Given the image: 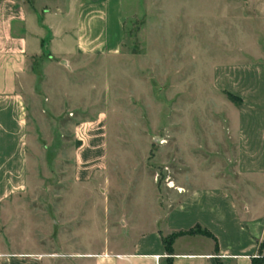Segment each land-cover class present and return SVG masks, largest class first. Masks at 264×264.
Wrapping results in <instances>:
<instances>
[{"label": "crops", "instance_id": "0c3cea01", "mask_svg": "<svg viewBox=\"0 0 264 264\" xmlns=\"http://www.w3.org/2000/svg\"><path fill=\"white\" fill-rule=\"evenodd\" d=\"M239 1L244 8L234 16L227 14L224 0V20L239 19L244 25L262 28L263 43L261 52L252 58L255 66H226V71L239 73L241 80L233 79L230 85L220 82L227 91L241 93V108L250 113L223 121L227 136L229 131L235 137L233 170L218 169L214 180L200 185L179 178L173 186L183 191L174 196L154 195L131 202L118 195L94 196L90 201L98 202L115 217L114 223L104 229L110 226L115 235L125 234L132 239L73 249L67 245L75 238L60 241V236L73 233L70 216L63 211L51 212V205H65L66 197L58 192L28 194L41 186L31 177L36 155L40 154L30 146L31 133L42 122L38 109L43 106L35 91L37 73L33 61H39L42 67L45 106L52 113L50 122L57 133V125L66 118L62 107L70 89L65 77L63 84H58L63 86L60 92L56 85L49 84L59 79L51 68L69 74L64 66L68 62L79 78L89 71L90 59L118 56L124 36L125 0H0V188L7 190L0 204L10 199L13 211L18 212L15 222L12 209L2 210L0 264H250L252 258H262L264 264V246L258 249L264 238V0ZM216 12L213 17L221 19ZM247 77L252 80L246 86ZM254 83L261 90L258 95ZM43 121L46 123L44 118ZM226 139L230 143L233 140ZM4 143L11 151L4 152ZM68 154L77 156L82 164L107 162L106 151L103 155L99 149L80 147ZM16 172L18 179L14 178ZM87 175L79 172L78 179L65 182L68 186L92 184ZM97 187L99 191L104 185L99 181ZM11 189H18L17 195ZM31 204H49V208L30 207ZM137 204L144 207V215L138 218ZM15 227L20 236L11 235ZM196 227L208 231L211 237L178 236L172 242L171 254L167 253L164 238ZM28 228L32 232H27ZM28 234L39 238L29 243L32 239Z\"/></svg>", "mask_w": 264, "mask_h": 264}, {"label": "rangeland", "instance_id": "374dc122", "mask_svg": "<svg viewBox=\"0 0 264 264\" xmlns=\"http://www.w3.org/2000/svg\"><path fill=\"white\" fill-rule=\"evenodd\" d=\"M224 7V0H125L124 36L118 56L90 59L89 71L79 78L68 62L64 66L69 74L51 68L61 81L49 84L60 92L63 86L58 84L65 77L70 89L69 100L62 107L68 120L64 118V123L57 125V133L50 122L52 113L45 106L42 67L33 61L35 91L43 106L38 109L42 122L31 133L30 146L40 153L31 177L42 187L28 194L58 192L66 197L65 205H51L53 214L63 211L73 222V233L60 236L62 243L75 238L67 246L82 249L88 244L96 248L103 242L132 239L115 235L110 226L104 229L115 217L98 202L90 201L94 196L118 195L129 202L174 196L183 191L173 186L179 178L200 185L214 180L218 169L233 170L235 137L229 131L227 136L223 121L250 113L241 108V93L227 91L220 82L230 85L233 79L241 80L239 73L226 71L230 63L256 65L252 58L260 51L263 34L262 28L244 25L239 19L224 20ZM243 8L239 0H227V14L240 15ZM213 11H219L216 14L222 18L215 19ZM251 80L247 77L245 85ZM254 86L256 95L260 94L259 85ZM226 138L233 140L230 143ZM3 146L4 152L11 151L10 146ZM80 147L99 149L103 155L106 151L107 162L82 164L77 156L68 154ZM79 172L88 173L92 184L68 186L65 181L78 179ZM14 178H19L17 172ZM99 181L104 188L98 191ZM11 191L17 195L18 189ZM6 194L7 190L0 188V197ZM11 201L0 204V218L3 208L13 211ZM33 206L49 208V204ZM260 206L256 205L257 209ZM142 207L136 205V217L144 215ZM17 214L11 212L15 222ZM46 214L49 216V210ZM15 228L11 235L16 237L19 233ZM27 232L32 231L28 228ZM27 237L32 244L39 238Z\"/></svg>", "mask_w": 264, "mask_h": 264}, {"label": "trees", "instance_id": "16d2710c", "mask_svg": "<svg viewBox=\"0 0 264 264\" xmlns=\"http://www.w3.org/2000/svg\"><path fill=\"white\" fill-rule=\"evenodd\" d=\"M230 98L233 99L232 96H230ZM185 234H188V235H197V234H199V235H204V236H210L211 237V235L209 234L208 231L201 230L199 227H196L195 229H191V230H189L187 232H179V233L173 234V235L163 239V243L165 245V249H166L167 253L171 254V252H172L171 245H172L173 240L176 237L181 236V235H185ZM263 246H264V238L259 243L258 249L261 250ZM262 262H263L262 258H252L251 261H250V264H262Z\"/></svg>", "mask_w": 264, "mask_h": 264}, {"label": "built area", "instance_id": "2783aa9c", "mask_svg": "<svg viewBox=\"0 0 264 264\" xmlns=\"http://www.w3.org/2000/svg\"><path fill=\"white\" fill-rule=\"evenodd\" d=\"M172 183H169V186L171 187Z\"/></svg>", "mask_w": 264, "mask_h": 264}]
</instances>
